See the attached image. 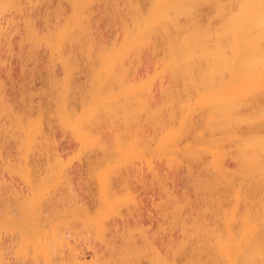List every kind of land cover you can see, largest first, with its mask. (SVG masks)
<instances>
[{
	"label": "bare ground",
	"instance_id": "6f19581e",
	"mask_svg": "<svg viewBox=\"0 0 264 264\" xmlns=\"http://www.w3.org/2000/svg\"><path fill=\"white\" fill-rule=\"evenodd\" d=\"M262 113L260 0H0V264H264Z\"/></svg>",
	"mask_w": 264,
	"mask_h": 264
},
{
	"label": "rangeland",
	"instance_id": "374dc122",
	"mask_svg": "<svg viewBox=\"0 0 264 264\" xmlns=\"http://www.w3.org/2000/svg\"><path fill=\"white\" fill-rule=\"evenodd\" d=\"M144 59H145V60H144V65H145L146 61L148 60V56L146 57V54H145V57H144ZM147 62H148V64H147V65H145V66H148V65H149V61H147ZM13 65H14V64H12V73H13V75H12V76H14V78H13V79L15 80V79H16V77H17V76H16L17 74H15V73L17 72V70H16V68H15V67H16V65H14V67H13ZM13 68H14V69H13ZM14 71H15V72H14ZM1 73H3V72H1ZM15 76H16V77H15ZM17 78H18V77H17ZM17 80H18V79H17ZM36 81H37V80H36ZM34 83H35V82H34ZM178 180H179V179H178ZM178 180H177V181H178ZM179 182H180V180H179ZM179 182H177V185H178V187H179V190H180L179 192H181V191H182V189H181V185H179V184H180ZM176 187H177V186H176ZM175 189H176V188H175ZM177 189H178V188H177ZM177 189H176V190H177ZM177 191H178V190H177ZM146 219H147V218H146ZM147 220H148V219H147Z\"/></svg>",
	"mask_w": 264,
	"mask_h": 264
},
{
	"label": "snow or ice",
	"instance_id": "6c2138e0",
	"mask_svg": "<svg viewBox=\"0 0 264 264\" xmlns=\"http://www.w3.org/2000/svg\"><path fill=\"white\" fill-rule=\"evenodd\" d=\"M243 7V5H241ZM260 8L264 10V0H260ZM260 119L264 121V113L261 114Z\"/></svg>",
	"mask_w": 264,
	"mask_h": 264
}]
</instances>
